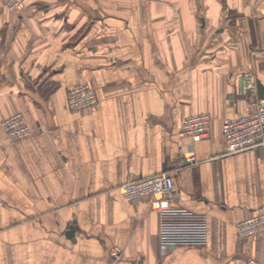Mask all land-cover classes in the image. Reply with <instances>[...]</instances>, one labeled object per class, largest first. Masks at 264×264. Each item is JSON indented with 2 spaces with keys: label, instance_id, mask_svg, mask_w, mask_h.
I'll return each instance as SVG.
<instances>
[{
  "label": "crops",
  "instance_id": "0c3cea01",
  "mask_svg": "<svg viewBox=\"0 0 264 264\" xmlns=\"http://www.w3.org/2000/svg\"><path fill=\"white\" fill-rule=\"evenodd\" d=\"M0 0V264H264V231L235 224L264 206V151L224 155L225 117L246 110L242 76L264 98V0ZM91 84L98 104L72 110ZM20 111L34 135L9 142L2 120ZM212 115L179 152L182 119ZM177 203L205 215V245L162 254L159 215L120 185L158 173ZM74 227L75 232L70 231Z\"/></svg>",
  "mask_w": 264,
  "mask_h": 264
},
{
  "label": "built area",
  "instance_id": "2783aa9c",
  "mask_svg": "<svg viewBox=\"0 0 264 264\" xmlns=\"http://www.w3.org/2000/svg\"><path fill=\"white\" fill-rule=\"evenodd\" d=\"M24 0H1L4 9L19 12ZM243 104L246 110L234 117L223 119V135L226 140L224 155L263 147L264 151V98L257 94V85L252 74L242 76ZM67 104L72 110L93 109L98 104L95 88L89 83H78L67 94ZM213 117L208 112L191 113L181 121L179 134L188 139L179 152L186 160V167L198 161L194 144L206 138L211 129ZM2 128L9 142L31 138L34 133L25 115L14 112L5 117ZM175 179L173 174L163 172L149 177L129 180L119 187L120 193L130 201L149 198L152 209L159 215V243L162 254L180 245H205L208 241V223L205 215L177 203L174 199ZM236 229L240 236H251L264 231V206L258 211L239 220ZM124 249L114 245L110 249V264H120ZM248 264H256L249 260Z\"/></svg>",
  "mask_w": 264,
  "mask_h": 264
},
{
  "label": "water",
  "instance_id": "95a60500",
  "mask_svg": "<svg viewBox=\"0 0 264 264\" xmlns=\"http://www.w3.org/2000/svg\"><path fill=\"white\" fill-rule=\"evenodd\" d=\"M72 234H74V232H75V229H74V227L71 229V231H70Z\"/></svg>",
  "mask_w": 264,
  "mask_h": 264
}]
</instances>
